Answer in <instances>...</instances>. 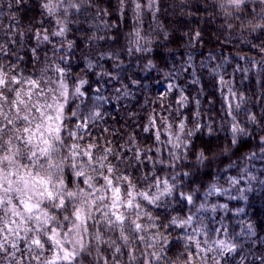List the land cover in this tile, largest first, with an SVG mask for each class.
<instances>
[{
  "label": "trees",
  "instance_id": "trees-1",
  "mask_svg": "<svg viewBox=\"0 0 264 264\" xmlns=\"http://www.w3.org/2000/svg\"><path fill=\"white\" fill-rule=\"evenodd\" d=\"M138 2L141 9L136 10L129 0L120 11L117 0H111L110 15L98 16L96 7L79 15L70 12L63 37L51 36L49 42L38 43L35 32L57 30L56 20L62 19L59 10L49 18L41 14L38 0H0V45L5 53H12L3 63L14 61L18 54L22 59L15 61L13 69L18 77H42L44 88L52 77H59L56 67L68 73L64 81L71 88L81 79L86 81L80 88L83 95L69 103L79 119L65 120L72 127L84 123L83 129L74 128L82 148L89 144L98 149L150 146L158 159L163 158L164 164L155 166L145 161L134 175L141 179V188L146 185L145 174L169 183L176 176L173 195L153 212L168 219L192 217L183 228L171 230L173 238L165 243L169 256L179 255L187 243L189 264L201 256L206 260L216 256L212 264H261L264 152L252 135L248 115L264 117V51L244 42L234 30L246 17L233 12L226 0H156L151 8L149 0ZM95 3L101 9L108 7L101 0ZM256 4L257 0L248 2V11ZM95 113L101 118H94ZM149 118L164 122L159 144L142 131ZM233 120L242 128L247 126V134L238 136L235 145L231 144ZM189 131L193 132L185 139L189 147L179 150L186 156L209 141L231 150L212 161L193 165L185 160L175 168L167 167L169 150L177 151L172 148L175 136ZM129 136H135L132 145L126 143ZM93 151L97 156L101 153ZM184 172L189 175L183 176ZM210 189H214L211 194ZM180 192L191 194L194 203L181 200ZM186 236L192 239L185 241ZM219 241L235 244L236 250L221 255ZM209 245L214 251H207ZM6 250L15 251L7 246Z\"/></svg>",
  "mask_w": 264,
  "mask_h": 264
},
{
  "label": "snow or ice",
  "instance_id": "snow-or-ice-1",
  "mask_svg": "<svg viewBox=\"0 0 264 264\" xmlns=\"http://www.w3.org/2000/svg\"><path fill=\"white\" fill-rule=\"evenodd\" d=\"M16 2L23 3L24 0ZM101 2H106L108 7L99 8L95 0H38L37 6L42 15L46 13L51 18L59 10L62 17L56 20L55 32H35L38 43L41 40L49 42L51 36L63 37L68 31L70 12L79 15L96 7L98 16L110 15L111 0ZM117 3L119 10L124 11L129 0H117ZM131 3L136 10L141 9L138 0H131ZM155 3L156 0H149L148 7ZM228 4L238 7L240 0H228ZM261 31L264 32V29ZM68 46L71 48L72 42ZM11 56L12 53H5L0 46V264H111L113 257L107 255L111 249L95 248L94 245L108 244L103 240L108 230L117 233L119 240L125 244L130 237L142 240L145 215L150 216L153 209L158 210L161 202L173 195L177 187L176 176L169 183L168 180L150 178L145 174L142 180L148 190L137 191L141 179L135 177L134 173L145 166V161L153 166L164 164L163 158L158 159L150 146L125 149L117 145L115 149L108 146L98 149L97 145L89 144L87 148H82L75 142L81 136L74 128L83 129L84 123L74 127L65 123L66 119H79L77 112L70 111L68 101L73 95H83L80 87L69 90L63 82L68 78V73L56 67V73L63 78L59 87L41 88L42 77L39 80L31 76L18 77L13 70L17 67L15 61L22 59L18 54L14 61L7 65L3 63ZM79 83L83 85L86 81L81 79ZM24 85L28 87L25 89ZM66 111L70 115L66 116ZM94 118H101V114L95 113ZM248 124L254 126L252 135L259 139V146L264 152V117L258 119L250 114ZM163 126V121L149 118L142 131L150 134L148 139L154 136L155 143L159 144ZM183 130L181 121L180 131ZM231 131V144L235 145L238 136L247 134V126L242 128L233 120ZM192 135L193 132L189 131L183 137L175 136L176 142L172 148L177 151L169 150L167 167H176L180 161L179 150L189 147L185 139ZM69 139L73 142L69 143ZM134 139L135 136H129L126 143L132 145ZM168 142L172 143L171 140ZM108 143L106 141V145ZM211 143L209 141L207 145ZM93 149L101 151L102 155L97 156ZM208 150L205 148V152ZM230 150L226 148L223 154ZM128 152L132 153L131 157ZM149 153L152 155L149 156ZM188 175L187 172L183 173L185 177ZM179 197L188 204L194 203L191 194L180 192ZM145 206L146 212L142 211ZM133 214L135 219L131 218ZM191 219V216L168 219L165 214L163 222H156L152 227L167 229L160 234L163 242L171 230L183 228ZM9 237H12L11 241ZM17 241H20V245ZM217 243L221 255L224 251L236 250L235 244L229 245L224 241ZM6 246L15 251L6 250ZM93 251L97 252L95 260L92 258ZM101 252L105 255L101 256ZM121 253L128 257L129 264H135L134 251L116 247V260H119Z\"/></svg>",
  "mask_w": 264,
  "mask_h": 264
},
{
  "label": "clouds",
  "instance_id": "clouds-1",
  "mask_svg": "<svg viewBox=\"0 0 264 264\" xmlns=\"http://www.w3.org/2000/svg\"><path fill=\"white\" fill-rule=\"evenodd\" d=\"M246 5V7H245ZM248 3L247 0H240V5L238 7H232V11L236 13H243L246 19L242 20L241 23L235 27L234 30L241 33V38L244 42L252 44L253 47L259 49L260 51H264V32L261 29H264V0H257V4L255 7L251 8V11H248ZM30 30V29H29ZM253 40L259 41L258 43H253ZM4 47L3 45H0ZM134 115V114H133ZM75 142H79L75 141ZM205 148L209 150L205 152ZM115 149V147H113ZM225 147H219L214 145H203L195 148L191 156H186L181 152L180 162L185 160L189 161V163L195 165L198 162H203L205 160L212 161L213 158L220 153L225 151ZM102 155L100 153L98 156ZM123 167V165L121 166ZM92 174V173H90ZM148 190V186L145 185L143 188L138 187L137 191ZM164 202H161L160 207H163ZM142 211H147V206ZM154 209L151 211L150 216L145 215L144 217V230L141 235L143 236L142 240H137L130 237L127 244L119 240L117 233H114L111 230L105 232L103 236V240L107 241L108 244H99L94 245L95 248L107 247L111 249L107 255L112 256L113 259L111 264H129L128 257L124 256L122 253L119 254V260L115 259V248L121 247L123 249H128L134 251L136 262L135 264H189V261L185 255L188 251L187 243L184 246V250L177 256H169L168 250L165 248V243L172 239L171 233L168 234L167 238L162 241L161 233L166 232L167 229L156 228L153 230L152 225L156 222H163L162 216H157L153 214ZM132 219H135V215L133 214ZM185 241H189L192 239L191 236L184 237ZM139 245V246H137ZM151 245V246H150ZM207 251H214L213 247L209 245ZM101 256H104L105 253L101 252ZM97 256V252L93 251L92 258L95 260ZM217 259L216 256L212 258V260ZM212 260H206L205 257L201 256L199 260L195 261V264H212Z\"/></svg>",
  "mask_w": 264,
  "mask_h": 264
},
{
  "label": "rangeland",
  "instance_id": "rangeland-1",
  "mask_svg": "<svg viewBox=\"0 0 264 264\" xmlns=\"http://www.w3.org/2000/svg\"><path fill=\"white\" fill-rule=\"evenodd\" d=\"M251 1H254V0H247V3H248V2H251ZM225 3H227L226 5H229V4H228V0H226ZM229 6H231V5H229ZM61 80H62V78H61L60 76L57 77V78L52 77L51 80H50L51 82L48 83V87H46L45 89L58 88V87H59V84H60V82H61ZM63 82L66 83L64 80H63ZM66 84H67V83H66ZM67 86H68L69 90L74 91L75 88H71L68 84H67ZM77 86H79V87L81 88V84H78ZM77 86H76V87H77ZM40 87H41V86H40ZM41 88H44V87H41ZM75 96H76V95H73V96L70 97V99H69V101H68V104L70 103V101L72 100V98H74ZM49 101L51 102V96H49ZM66 109H67V105H66Z\"/></svg>",
  "mask_w": 264,
  "mask_h": 264
}]
</instances>
